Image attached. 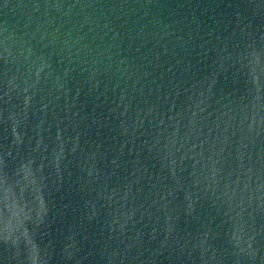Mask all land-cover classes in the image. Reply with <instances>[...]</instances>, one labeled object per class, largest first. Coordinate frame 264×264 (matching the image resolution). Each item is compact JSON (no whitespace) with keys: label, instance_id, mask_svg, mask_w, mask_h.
I'll return each mask as SVG.
<instances>
[{"label":"water","instance_id":"95a60500","mask_svg":"<svg viewBox=\"0 0 264 264\" xmlns=\"http://www.w3.org/2000/svg\"><path fill=\"white\" fill-rule=\"evenodd\" d=\"M0 264H264V0H0Z\"/></svg>","mask_w":264,"mask_h":264}]
</instances>
